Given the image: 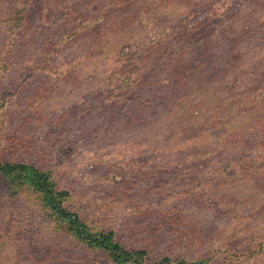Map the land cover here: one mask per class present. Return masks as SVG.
Segmentation results:
<instances>
[{"label":"rangeland","instance_id":"374dc122","mask_svg":"<svg viewBox=\"0 0 264 264\" xmlns=\"http://www.w3.org/2000/svg\"><path fill=\"white\" fill-rule=\"evenodd\" d=\"M146 256L264 264V0H0V264Z\"/></svg>","mask_w":264,"mask_h":264},{"label":"trees","instance_id":"16d2710c","mask_svg":"<svg viewBox=\"0 0 264 264\" xmlns=\"http://www.w3.org/2000/svg\"><path fill=\"white\" fill-rule=\"evenodd\" d=\"M33 180V182H35L34 181V179H32ZM49 194H53V192H47V195L49 196ZM62 195H63V193L62 194H59L58 196H55V197H50V198H52V199H54L55 201H57V202H61V197H62ZM60 198V199H59ZM60 204V203H59ZM59 211H61V214L64 216L63 218H68V216H69V213L67 212V211H65L64 209H59ZM76 217V216H75ZM113 240V242H114V245L116 246V247H120L121 249H123L122 251H125L126 249H125V247H124V245L122 244V243H120V242H117V241H115L114 239H112ZM125 249V250H124ZM128 250V249H127ZM148 257L146 256L145 257V260H146V264H149L148 263ZM164 261H167V262H172V260L171 259H165ZM145 262V261H144ZM176 264H189V263H187V262H185V261H178Z\"/></svg>","mask_w":264,"mask_h":264}]
</instances>
